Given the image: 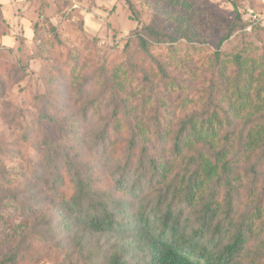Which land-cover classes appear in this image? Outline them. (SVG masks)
Instances as JSON below:
<instances>
[{
	"label": "trees",
	"instance_id": "16d2710c",
	"mask_svg": "<svg viewBox=\"0 0 264 264\" xmlns=\"http://www.w3.org/2000/svg\"><path fill=\"white\" fill-rule=\"evenodd\" d=\"M125 2L137 19L130 0ZM243 27L236 13L205 61L203 86L195 91L197 75L192 67L182 77L184 73L157 59L142 80L149 87L147 96L156 100L153 105L144 100L130 103L135 93L123 89L119 73L112 75L118 101L107 104L111 115L99 128L94 146L104 149L122 134L126 143L120 164L108 174H96V158H87L80 149H65L40 136L53 156L66 162L65 174L52 182L62 188L68 180L72 187L50 239H56L60 227L115 236L103 264H137L136 259L140 264H264V184L258 185L264 165V49L259 52L251 41L243 42L231 56L218 49ZM140 30L134 33L144 51L149 39L173 40V33L151 25ZM253 30L256 38L263 39L264 27ZM12 72L21 78L18 68ZM0 86H4L1 81ZM198 91L195 99L189 97ZM158 92L164 97L152 96ZM169 97L175 103H167ZM101 104L89 103L85 108ZM37 109L39 119L53 121L64 134L66 127L52 120L45 103ZM2 161L0 226L4 229L21 217L25 198L20 197L19 187L6 185L12 173ZM106 183L110 187L103 189ZM22 226L19 221L9 235H0V246L8 249L0 255V264L22 259L20 244L27 238ZM76 246L81 248L82 242Z\"/></svg>",
	"mask_w": 264,
	"mask_h": 264
},
{
	"label": "rangeland",
	"instance_id": "374dc122",
	"mask_svg": "<svg viewBox=\"0 0 264 264\" xmlns=\"http://www.w3.org/2000/svg\"><path fill=\"white\" fill-rule=\"evenodd\" d=\"M130 2L137 19L125 0H0V81L4 84L0 86V158L12 173L6 185L19 187L20 197L25 198L21 217L9 227L0 226V235H9L15 223L23 222L27 238L21 240L24 251L17 264H103L115 237H99L80 227H60L56 239H50L72 187L68 180L62 188L52 182L65 174L66 162L44 146L42 134L55 145L80 149L87 158H96L99 164L94 171L106 175L120 164L126 143L122 134L111 146H94L99 128L111 115L109 103L118 101L114 73H119L123 89L135 93L130 95V103L156 102L147 96L149 87L142 81L144 71L155 67V59L184 73L182 77L192 67L197 75L194 91L200 89L204 63L236 13L244 27L224 39L218 49L231 56L246 41L258 46L259 52L264 49V37L259 40L253 30L264 27V0ZM146 25L173 33V40L148 38L147 51L142 50L134 31L141 33L140 28ZM15 68L21 78L12 72ZM199 94L190 93L189 97L195 99ZM152 96L164 97L161 92ZM165 101L175 103L172 97ZM40 103L47 105L52 120L66 127L64 134L53 121L39 119ZM89 103L102 104L86 109ZM99 156L103 160L99 161ZM260 170L258 185L262 186L264 165ZM45 178L46 184H41ZM79 240L81 248L76 246ZM7 250L0 246V255Z\"/></svg>",
	"mask_w": 264,
	"mask_h": 264
}]
</instances>
